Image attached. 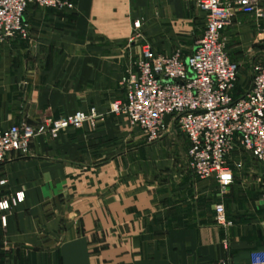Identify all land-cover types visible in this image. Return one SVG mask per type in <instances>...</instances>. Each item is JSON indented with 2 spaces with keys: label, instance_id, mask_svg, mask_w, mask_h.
Segmentation results:
<instances>
[{
  "label": "crops",
  "instance_id": "obj_1",
  "mask_svg": "<svg viewBox=\"0 0 264 264\" xmlns=\"http://www.w3.org/2000/svg\"><path fill=\"white\" fill-rule=\"evenodd\" d=\"M70 1L65 12L28 5L26 38L0 37V127L96 113L78 129L33 136L25 154L0 164V201L15 199L0 210V264H250L264 252V173L252 156L227 155L226 185L200 180L176 127L147 141L109 111L144 47L169 55L204 25L194 0ZM222 1L236 97L244 69L251 77L264 60V0L262 17ZM217 203L225 226L214 221Z\"/></svg>",
  "mask_w": 264,
  "mask_h": 264
},
{
  "label": "built area",
  "instance_id": "obj_2",
  "mask_svg": "<svg viewBox=\"0 0 264 264\" xmlns=\"http://www.w3.org/2000/svg\"><path fill=\"white\" fill-rule=\"evenodd\" d=\"M259 1L232 0V5L243 15L262 17ZM194 3L203 14L204 26L190 53L181 59L177 50L153 55L144 47L109 110L138 128L147 141L160 138L172 124L187 140L188 167L194 177L214 178L226 185L231 181L226 157L237 148L247 151L264 173V60L252 65L248 85L233 97L238 64L228 56L222 34L230 24L228 5L222 0ZM28 5L64 12L73 9L70 0H0L1 38H26L23 12ZM138 26L134 21L133 27ZM95 114L91 107L49 120L46 127L16 123L0 127V164L10 154H25L33 136L53 138L61 130L80 128ZM166 114L170 117L164 124ZM21 197L18 193L17 198ZM14 204L13 198L1 200L0 210ZM213 215L217 225L228 224L221 203L214 205ZM249 262L264 264V252H251Z\"/></svg>",
  "mask_w": 264,
  "mask_h": 264
},
{
  "label": "rangeland",
  "instance_id": "obj_3",
  "mask_svg": "<svg viewBox=\"0 0 264 264\" xmlns=\"http://www.w3.org/2000/svg\"><path fill=\"white\" fill-rule=\"evenodd\" d=\"M194 5H195V3H194ZM198 10V9H197ZM199 11V10H198ZM200 12V11H199ZM201 13V12H200ZM203 15V14H202ZM202 19H203V24H204V17L202 16ZM204 26V25H203ZM203 26H202V24H201V22H200V26H199V29H198V31L197 32H194L193 34L191 33L190 35H188V36H190V40L188 39L187 41H186V47H182V45H180L179 43H177V44H175V45H173V48H170V51L171 52H174V51H179V53L180 52H182V51H185V52H187L188 54L190 53V51L193 49V48H191V45L192 44H194V46L196 45V43H197V41H198V35L200 34V32L202 31V29H203ZM186 36V35H185ZM185 36H184V38H185ZM224 40H225V43H226V38H224ZM228 42V41H227ZM229 45H230V47H231V51H233V53L234 54H237V53H241V48H239V47H237V45H235L234 44V41H233V39L231 40V41H229ZM147 49L153 54V55H158V54H160V53H153L152 51H151V49H150V47L149 46H147ZM187 54V55H188ZM231 59L234 61V59L231 57ZM238 72V71H237ZM243 80L244 81H242L240 84L242 85V89L244 88V87H246L247 85H248V83H249V81H250V74L248 73V71H247V68H245L244 69V74H243ZM121 87H122V84H121ZM242 89L240 90V93H241V91H242ZM239 93V94H240ZM113 101V100H112ZM112 101H110V103H109V108H110V104H111V102ZM110 111V110H109ZM37 124H34V125H31V126H36ZM178 130V129H177ZM179 131V130H178ZM179 133L181 134V135H183L180 131H179ZM184 136V135H183ZM184 138H185V136H184ZM186 139V138H185ZM244 150H242V149H235V151L233 152V154H235V155H237V154H239V153H241V152H243Z\"/></svg>",
  "mask_w": 264,
  "mask_h": 264
},
{
  "label": "water",
  "instance_id": "obj_4",
  "mask_svg": "<svg viewBox=\"0 0 264 264\" xmlns=\"http://www.w3.org/2000/svg\"><path fill=\"white\" fill-rule=\"evenodd\" d=\"M250 70L252 72V66L250 67ZM169 117H170V115H168V114L164 115V117H163L164 124L167 123ZM170 128H171V130L173 129V125L172 124L170 125Z\"/></svg>",
  "mask_w": 264,
  "mask_h": 264
}]
</instances>
